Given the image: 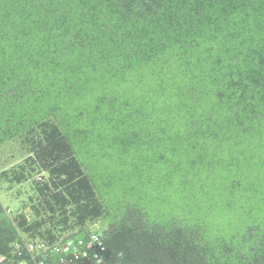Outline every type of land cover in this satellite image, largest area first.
Returning <instances> with one entry per match:
<instances>
[{
    "label": "trees",
    "instance_id": "trees-1",
    "mask_svg": "<svg viewBox=\"0 0 264 264\" xmlns=\"http://www.w3.org/2000/svg\"><path fill=\"white\" fill-rule=\"evenodd\" d=\"M9 191L1 264H264V0H0Z\"/></svg>",
    "mask_w": 264,
    "mask_h": 264
},
{
    "label": "built area",
    "instance_id": "built-area-1",
    "mask_svg": "<svg viewBox=\"0 0 264 264\" xmlns=\"http://www.w3.org/2000/svg\"><path fill=\"white\" fill-rule=\"evenodd\" d=\"M89 236L88 239L90 242L86 245L85 243L87 242H84V240L87 238H77L76 241L58 242L56 246L53 247L54 250L47 249V245L44 243H27L23 246V249L24 252L28 254V257L27 259L20 260L17 264L99 263L101 261L99 253L104 249L103 241L99 236H96L94 232L90 233ZM19 255H22V252L19 253Z\"/></svg>",
    "mask_w": 264,
    "mask_h": 264
},
{
    "label": "rangeland",
    "instance_id": "rangeland-1",
    "mask_svg": "<svg viewBox=\"0 0 264 264\" xmlns=\"http://www.w3.org/2000/svg\"><path fill=\"white\" fill-rule=\"evenodd\" d=\"M4 158H6V157L4 156ZM6 159L9 160L8 165L10 166V165H13L14 163H16L17 161H19L21 158L19 159V156L17 155V157H13V159H11V158H6ZM5 163H7V162H5ZM11 193L12 192L9 191L7 193H4V195H3V193L0 192V199L2 200V202L5 206H9V207H11L12 210H14L15 208L18 207L20 201L27 199V195L23 194L18 199H15L12 201V199H10V198H13V197H11ZM95 226L97 227V225H95Z\"/></svg>",
    "mask_w": 264,
    "mask_h": 264
},
{
    "label": "bare ground",
    "instance_id": "bare-ground-1",
    "mask_svg": "<svg viewBox=\"0 0 264 264\" xmlns=\"http://www.w3.org/2000/svg\"><path fill=\"white\" fill-rule=\"evenodd\" d=\"M90 233H91V232L88 233L87 239L84 240V242H87V243H85V245L88 244V243L90 242V240L88 239V238L91 236V235L89 236ZM95 235L100 237V234H99V233H98V234H95ZM100 239H101V238H100ZM76 240H77V238H72V237H70V238H68V239L63 240L62 242H59V243H64V241L67 242V241H76ZM35 241H36V240H35ZM21 242H22V241H21ZM26 242H28V241H26ZM19 243H20V242H19ZM24 243H25V242H24ZM44 244H45V243H44ZM47 244H48V243H47ZM47 244H45V245H47ZM56 244H57V243L49 244V245L46 246V247H47V249H49V250H50V249H51V250H54L53 247L56 246ZM20 245H21V244H20ZM22 245H23V244H22ZM60 245H61V244H60ZM14 246H15V245H14ZM18 247H19V246H18ZM57 247H59V246H57ZM22 249H23V248H22ZM15 250L18 251L19 249H18V250L15 249ZM23 250H24V249H23ZM23 250H22V251H23ZM19 251H20V250H19ZM23 253H24V252H23ZM82 253H83V252H82ZM16 254H17V253H16ZM18 255H19V254H18ZM19 256H20V255H19ZM0 258H1L0 262L3 261V258H2V257H0ZM19 261H20V260H19ZM19 261H17V262H19ZM17 262L14 263V264H17ZM2 263H3V262H2ZM0 264H1V263H0Z\"/></svg>",
    "mask_w": 264,
    "mask_h": 264
}]
</instances>
